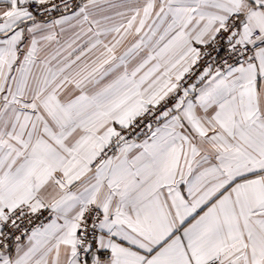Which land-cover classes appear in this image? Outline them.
<instances>
[{
	"label": "snow or ice",
	"instance_id": "1",
	"mask_svg": "<svg viewBox=\"0 0 264 264\" xmlns=\"http://www.w3.org/2000/svg\"><path fill=\"white\" fill-rule=\"evenodd\" d=\"M0 264H264V0H0Z\"/></svg>",
	"mask_w": 264,
	"mask_h": 264
},
{
	"label": "built area",
	"instance_id": "2",
	"mask_svg": "<svg viewBox=\"0 0 264 264\" xmlns=\"http://www.w3.org/2000/svg\"><path fill=\"white\" fill-rule=\"evenodd\" d=\"M57 2H59V0H57ZM81 0H70V3L73 4H78L80 3ZM51 219V216L48 212V210H42L40 213L36 214V216H34L32 218V222L29 224L27 221L24 222V227H27V229L29 231H31V229L37 225H40L42 223H48ZM16 235H20L19 232L15 233ZM23 238V237H22Z\"/></svg>",
	"mask_w": 264,
	"mask_h": 264
},
{
	"label": "crops",
	"instance_id": "3",
	"mask_svg": "<svg viewBox=\"0 0 264 264\" xmlns=\"http://www.w3.org/2000/svg\"><path fill=\"white\" fill-rule=\"evenodd\" d=\"M71 31H72V30H69V31L65 34V38H67V36H70V35H71ZM22 242H26V238H25V237L22 238Z\"/></svg>",
	"mask_w": 264,
	"mask_h": 264
}]
</instances>
